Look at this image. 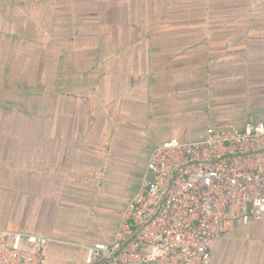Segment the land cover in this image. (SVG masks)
Returning <instances> with one entry per match:
<instances>
[{
    "label": "crops",
    "instance_id": "obj_1",
    "mask_svg": "<svg viewBox=\"0 0 264 264\" xmlns=\"http://www.w3.org/2000/svg\"><path fill=\"white\" fill-rule=\"evenodd\" d=\"M264 123V0H0V230L44 264L111 244L152 151ZM210 264H264V217Z\"/></svg>",
    "mask_w": 264,
    "mask_h": 264
},
{
    "label": "built area",
    "instance_id": "obj_2",
    "mask_svg": "<svg viewBox=\"0 0 264 264\" xmlns=\"http://www.w3.org/2000/svg\"><path fill=\"white\" fill-rule=\"evenodd\" d=\"M151 180L124 210L111 244L85 264H210L219 235L264 217V123L208 128L204 139H171L147 165ZM48 239L0 230V264H44Z\"/></svg>",
    "mask_w": 264,
    "mask_h": 264
}]
</instances>
